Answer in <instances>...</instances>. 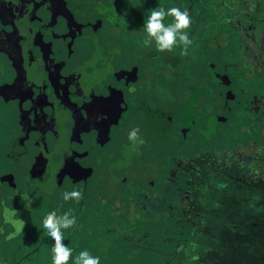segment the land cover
<instances>
[{
  "label": "rangeland",
  "instance_id": "1",
  "mask_svg": "<svg viewBox=\"0 0 264 264\" xmlns=\"http://www.w3.org/2000/svg\"><path fill=\"white\" fill-rule=\"evenodd\" d=\"M81 1L93 6L94 11L91 13L103 20V25L108 29L111 38L116 36V44L121 47L120 59H131L135 66H139L138 76L142 74L144 77L141 79L143 87L145 89L152 87L156 94L168 98V92L160 76L156 77V84L151 85L152 75L156 71L152 63L141 59L132 50L135 48L145 50L151 60L160 57L154 43L151 47H146L143 43L146 19L144 11L146 9L143 5L149 11L157 7L167 10L170 1ZM127 1H140L143 5L139 2L127 5L128 9L125 11L118 9L121 2ZM242 2L243 10L245 2L243 0ZM262 2L264 4V1ZM114 6L116 17L110 13H108L110 16L106 17L104 15L108 12L106 8ZM235 18L236 15L229 16L228 21L233 23ZM193 21L196 22L195 19ZM167 22L172 21L166 18L165 23ZM219 24L220 20L217 22V25ZM134 34L136 36H133ZM217 37L224 38L233 48L244 44L249 62L258 66L264 74V35L245 39L243 33L224 29L223 25L221 34ZM178 56L181 58L176 54L163 53L164 59L175 63L173 64L176 69L175 85L183 89L193 81L183 82L177 68H180L179 60H185V56L181 54ZM196 81L199 82V77H196ZM116 87L124 89L122 83L116 82ZM134 94L138 97V90L134 91ZM243 94L244 98L255 94L253 109L263 118V124L259 126L261 131L249 140L246 147L236 150L237 153L227 152L214 142H204L197 135L195 139L192 136L187 142H182L180 152L179 150L175 152L166 125V131L163 129L161 132L159 127L158 131H155L156 136L151 140L148 138L151 134L147 129L143 132L142 126L128 125L129 127L126 126V131L122 133L121 141L116 142V151L119 144L116 167L104 183H100L103 178L101 170L105 171L106 177L110 171L105 167L100 170L99 175L86 181L82 178L76 183L69 178L65 179L63 187L58 185L55 186L56 189L42 188L37 192L31 188L28 190L29 194L38 201L37 204L31 205V214H25V208L22 207L21 217L20 209L15 204L4 210L7 214L4 219L11 224L12 229L0 231V254L4 253L9 258L17 246L19 253L16 256L24 257L19 264H52L54 241L43 228V220L52 211H55L57 216L70 211L76 218V224L70 229L62 230L63 243L73 250L68 264H74L75 257L81 250L99 257L100 264H116V259L123 261L125 256L127 261L124 259V264H133L130 259L133 260L132 256H135L136 251L133 250V253L129 252L127 255V249L122 248L120 254L116 255V244L130 239L129 237L137 238L139 234L149 229V221L153 223V220L157 224L159 221H168L172 224L162 231L161 237L163 236L164 243L176 244L174 246L176 262L165 259L163 264H264V165L258 163V160L264 161V75L259 81L258 89L247 88ZM195 100L197 103L200 102V94L193 97V101ZM163 110L166 111L163 120L165 124L168 108L164 105ZM129 111L130 109L122 124L127 120L130 123ZM184 117L188 119V116ZM11 125L8 108L0 103V176L6 173L9 178L11 176L5 172L3 165L6 164L4 147L9 146L8 140L12 138V134L14 136ZM134 130L136 138L130 140L129 135ZM150 130L154 131L155 128ZM178 134L184 141L186 137L183 130L180 129ZM90 154L92 156L94 153ZM106 154L105 148L100 149L98 157L94 158L101 161ZM162 173L170 175L168 181H175L171 182L175 184L176 191L181 196L179 199L162 197L158 200V195H166V191L156 190ZM165 179L162 178L164 187L167 186ZM134 186L141 187L136 194L134 192L138 190H133ZM8 190L13 192L11 188ZM71 191H81V199L65 201L63 194ZM19 192L21 193V189ZM131 207L138 211L142 208L139 212L143 211L144 214L134 213ZM20 217L30 226L26 231L21 230L23 224ZM137 220L144 221L145 224L138 223ZM171 229H175L176 232L170 231ZM131 240L135 242L134 239ZM143 240L152 244L153 236H144ZM1 264H4V261H1Z\"/></svg>",
  "mask_w": 264,
  "mask_h": 264
},
{
  "label": "flooded vegetation",
  "instance_id": "2",
  "mask_svg": "<svg viewBox=\"0 0 264 264\" xmlns=\"http://www.w3.org/2000/svg\"><path fill=\"white\" fill-rule=\"evenodd\" d=\"M93 9L81 0H0V103L14 133L4 150L39 192L69 178L86 181L103 167L110 170L107 177L101 170L104 183L128 125L147 129L150 140L159 127L166 131L167 104L143 87L139 66L120 59L116 36ZM106 10L116 17V6ZM129 109L130 123L122 124ZM104 148L105 158H94Z\"/></svg>",
  "mask_w": 264,
  "mask_h": 264
},
{
  "label": "trees",
  "instance_id": "3",
  "mask_svg": "<svg viewBox=\"0 0 264 264\" xmlns=\"http://www.w3.org/2000/svg\"><path fill=\"white\" fill-rule=\"evenodd\" d=\"M169 1L168 8L178 7L189 13L191 25L188 29V35L193 41L192 45L189 46L187 55L181 54L182 48L179 45L173 51L166 52L176 54L178 58H181L178 56L179 54L185 56V60H179L180 68H177V72L183 78L184 83L187 80L193 81L191 83L193 86L188 84L183 89H179L175 85V63L164 59L163 53L158 52L160 57L149 60L153 69L156 70L155 74L152 75L151 85H155L156 77L160 76L168 92V98H162L159 94L156 97L157 101H164L167 104V122L165 125L168 130V137L172 139L170 143L174 146L175 152L178 150L180 152L181 143L187 142L192 136L195 139L197 135L204 142H214L227 152L237 153L236 150L246 147L249 140L261 131L259 126L263 124V118L253 109L255 94L244 98L243 92L247 88L258 89L259 81L262 80L264 74L258 66L249 62L244 44L233 48L229 42L224 38L217 37V35L221 34L223 25L224 29L243 33L245 39L264 35V17H262L264 16V4L262 2L264 0H243L245 2L243 10L242 0ZM139 2H121L118 9L125 11L128 9L127 5H134L133 3ZM139 4L143 5L141 2ZM143 7L146 9L144 11L147 18L150 11L145 5ZM234 15L236 18L231 23L228 18ZM193 19L196 20L195 23ZM219 20L220 24L217 25ZM142 36L145 38V35ZM196 77H199V82L196 81ZM192 93L194 95H191ZM197 94L201 96L199 103L196 100L193 101V97ZM193 105L196 108H193ZM184 116H188V119ZM180 129L185 134L184 141L179 137L178 131ZM5 159L6 164L3 165V169L11 177L9 178L6 173L0 176V231L12 229L11 224L4 219V216H7L6 211L4 212L5 209L15 204L20 209L19 214L22 217V207L25 208V214H31V205L38 203L37 198L29 194L28 190L31 188L25 185V175L20 172L12 158L5 156ZM258 163L264 165L262 160H258ZM161 176L157 182L156 190L166 191V195L157 194L158 200L162 197L171 200L179 199L181 196L173 184L175 181L167 180L170 175L162 173ZM162 178H166V187H164ZM8 188H11L13 192H10ZM19 189H21V193ZM132 189L138 190L134 192L136 194L141 187L134 186ZM83 193L85 194V191ZM130 209L139 215L143 212H139L142 208L139 211L133 207ZM21 220L23 224L21 230L26 231L30 226L26 224L28 223L26 220L22 218ZM137 221L145 224L144 221ZM156 224L157 222L154 220L153 223L149 221V229L139 234L137 238H125L126 240L122 243L116 244V255L120 254V249L126 248L127 255L129 252L133 253V250L136 251L135 256H132L133 260L130 259L133 264H163L165 259L176 262L174 260V246L176 244L164 243V238L161 237L162 231L171 227V222L159 221ZM170 231L176 232L175 229ZM148 235L153 236L152 244L143 240V237ZM131 239H134L135 242ZM17 251L16 246L9 258L6 254L1 253L0 264L1 261H4V264H19L24 257L16 256L19 253ZM123 258L127 261L126 256ZM124 259L123 261L116 259V264H124Z\"/></svg>",
  "mask_w": 264,
  "mask_h": 264
},
{
  "label": "clouds",
  "instance_id": "4",
  "mask_svg": "<svg viewBox=\"0 0 264 264\" xmlns=\"http://www.w3.org/2000/svg\"><path fill=\"white\" fill-rule=\"evenodd\" d=\"M166 18H171L170 23H165ZM191 20L187 11H182L178 7H171L167 10L157 7L150 10L144 21L143 31L145 33L144 45L151 47L153 43L158 52H171L178 45L182 48L183 55H187L192 39L189 38L188 29ZM136 138V130L129 135L130 140ZM80 191L65 192L63 199L68 201L81 199ZM76 218L70 211L62 216H57L55 211L50 212L43 220V228L47 235L54 241L52 248V264H68L72 258L73 250L63 243L64 235L62 230H67L75 226ZM74 264H100L99 257L93 256L86 250H81L75 257Z\"/></svg>",
  "mask_w": 264,
  "mask_h": 264
},
{
  "label": "crops",
  "instance_id": "5",
  "mask_svg": "<svg viewBox=\"0 0 264 264\" xmlns=\"http://www.w3.org/2000/svg\"><path fill=\"white\" fill-rule=\"evenodd\" d=\"M143 4V3H142Z\"/></svg>",
  "mask_w": 264,
  "mask_h": 264
}]
</instances>
